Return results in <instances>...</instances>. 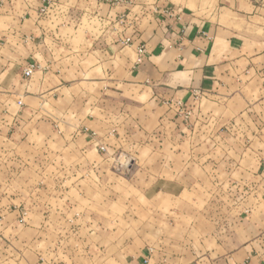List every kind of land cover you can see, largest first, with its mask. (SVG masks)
<instances>
[{
    "label": "crops",
    "instance_id": "obj_1",
    "mask_svg": "<svg viewBox=\"0 0 264 264\" xmlns=\"http://www.w3.org/2000/svg\"><path fill=\"white\" fill-rule=\"evenodd\" d=\"M2 2L8 0H0V19L16 25L0 28L1 125H45L49 139L84 141L85 152L115 137V128L104 127L128 97L134 107L148 106L151 118L158 113L162 123L174 110L179 155L197 159V130L207 126L203 103L220 109L219 129L205 141L209 172L199 168L207 179L189 177L190 187L181 190L206 189L208 210L175 200L182 192L168 193L178 211L162 220L169 229L179 223V247L145 242L129 250L130 264L146 258L148 264H264V0H179L173 9V2L157 0L168 7L153 13L143 29L121 31L117 10L112 30L78 44L46 41L41 20L23 19ZM124 36L132 41L125 44ZM140 45L146 51L139 62ZM31 62L37 68L26 79L23 70ZM196 93L203 98L196 101ZM98 94L101 100L90 103ZM80 95L85 101L75 110ZM71 109L75 122L67 118ZM168 233L166 239L173 236Z\"/></svg>",
    "mask_w": 264,
    "mask_h": 264
},
{
    "label": "rangeland",
    "instance_id": "obj_2",
    "mask_svg": "<svg viewBox=\"0 0 264 264\" xmlns=\"http://www.w3.org/2000/svg\"><path fill=\"white\" fill-rule=\"evenodd\" d=\"M169 1L172 9L179 7V0ZM2 3L23 19L33 16L41 20L46 41L76 44L92 41L102 30H112L111 13L117 10L121 31H132L143 29L153 13L161 15L157 10L168 7L157 6V0ZM11 21L0 19V28L16 25ZM83 99L80 95L75 110ZM100 100L98 94L90 103ZM204 103L201 115L207 126L197 130L201 141L197 159L179 155L174 110H167L170 121L162 123L155 118L158 113L151 118L148 106L134 107L128 97L120 99L118 116L104 127L105 131L116 129L115 137L104 144L108 148L98 143L80 152L84 141L54 142L45 125L0 123V264H130L133 254L129 250L135 251L145 242L158 248L164 240L165 245L178 248L179 223L169 229V222L162 220L178 211L168 193L180 194L190 187L189 177L207 179L199 170L206 166L209 172L210 142L205 141L219 129L217 117L223 118L219 108ZM73 109L67 118L75 122ZM43 112L47 116L48 110ZM93 113L99 115L97 109ZM208 197L201 187L186 189L175 200L208 210ZM168 232L175 242L166 239Z\"/></svg>",
    "mask_w": 264,
    "mask_h": 264
},
{
    "label": "built area",
    "instance_id": "obj_3",
    "mask_svg": "<svg viewBox=\"0 0 264 264\" xmlns=\"http://www.w3.org/2000/svg\"><path fill=\"white\" fill-rule=\"evenodd\" d=\"M131 41H132L131 37H128L123 42L125 44H129ZM145 51H146L145 46L144 45H140L139 48H138V54H139L138 61L139 62L142 61V59L144 57V54H145ZM36 68H37V65L35 63H33V62L29 63L23 70V76L26 79L31 78L33 76L34 71L36 70ZM201 97H203L202 93H196V95H195L196 99H200ZM19 104L22 105V101H19ZM182 115L187 118V117L190 116V111L189 110L182 111ZM102 149H104V148H102ZM144 263L148 264L149 263V259L146 258Z\"/></svg>",
    "mask_w": 264,
    "mask_h": 264
}]
</instances>
